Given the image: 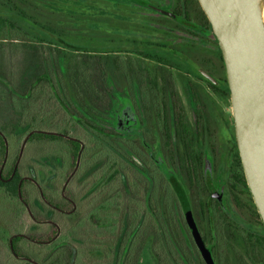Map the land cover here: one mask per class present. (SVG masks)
I'll return each instance as SVG.
<instances>
[{
    "label": "trees",
    "instance_id": "1",
    "mask_svg": "<svg viewBox=\"0 0 264 264\" xmlns=\"http://www.w3.org/2000/svg\"><path fill=\"white\" fill-rule=\"evenodd\" d=\"M63 1H56L60 3L59 11L61 9L57 15L52 11V7L57 5L55 0H0V170L4 178L14 172L9 182L0 180V189H6L9 195L12 233L23 230L26 219H29L27 233L34 238L13 239L12 249L8 240L3 239L0 251L8 258L16 259L13 254L21 257V249L30 244L31 248L37 245L44 247L45 262L42 264H112L121 224L124 229L127 219L132 225L140 211L130 209L126 218V211L118 207L121 173L133 189L134 177L141 174L132 168L131 158L123 157L125 154L118 147L116 130L104 129L106 132L99 141L101 148L92 158L97 165L92 177L96 181V193H99L97 202L102 209L85 210L87 201L81 200L78 201V209L70 215L51 211L44 206L36 185L24 178L34 175L36 179L38 172L42 171L45 174L42 184L60 189L81 149L73 137L82 138L80 132L86 135L83 127L91 130L100 128L92 121L95 114L90 118L87 108L66 100L62 81L66 77L72 78L70 91L75 96H83L88 107L96 110V117L98 112L104 111L113 118L117 112L113 104L116 87H124L131 94L137 76L172 75L173 69L200 75L189 63L186 51L195 47L196 36H203L198 31H212V27L198 0H175L171 11L176 18L171 20L178 21L181 26L177 28L191 36L184 38L182 48L178 49L164 42L123 39L116 32L120 23L112 19L106 20L101 30L89 32L91 29L87 30L84 14L75 13L69 1L62 4ZM127 1V4H133ZM44 11L49 12L43 14ZM218 52L223 65L219 47ZM21 99L32 101L39 113L30 118L20 114V109L14 107L13 102ZM49 118H52L51 122L46 121ZM28 135L24 152L16 164L21 144ZM7 141L8 155L4 162ZM87 148L88 145L82 150L81 162L73 179L76 200H80L89 188L84 176L88 163ZM50 170L56 173L55 177L52 178ZM19 185L26 206L19 197ZM71 187L66 188L67 195ZM48 198L58 208L71 210V205L60 195ZM122 212L125 218L121 220ZM31 216L38 220L56 221L60 226L59 233L49 224L37 230L38 225ZM157 220L159 224L155 231L160 239L156 243L159 241L160 248L159 253L155 252L163 263L167 233L160 212H157ZM176 234L180 235L179 228H176ZM55 235L58 236L53 239ZM218 241L224 253L221 264H264V251L263 256L259 252L258 256L249 257L246 239ZM176 242L177 250L172 253L177 263L182 264L179 255L181 239ZM30 264L39 263L34 261Z\"/></svg>",
    "mask_w": 264,
    "mask_h": 264
},
{
    "label": "flooded vegetation",
    "instance_id": "2",
    "mask_svg": "<svg viewBox=\"0 0 264 264\" xmlns=\"http://www.w3.org/2000/svg\"><path fill=\"white\" fill-rule=\"evenodd\" d=\"M205 32L198 31L209 41L212 60H206L207 66L202 64L199 66L215 81L201 74L173 69L172 75L135 77L131 94L121 87L130 100L128 102L131 105V113L129 117L124 116L125 121L120 122L118 130L116 129L117 143L122 154H125L123 157L131 158L132 168L141 174V178L134 177L133 189L122 175L123 172L121 173L122 186L119 189L118 207L121 211L123 209L126 211V218L130 209L140 210L142 213L136 218L137 225L133 226L130 232L132 236L127 237L125 244L116 251V264L123 253L130 257L129 261L126 259L125 264H131L132 248L138 244L140 232L153 231L154 235L156 225L159 224L157 212L163 216L167 234L164 237L166 239L164 262L161 263L159 260V263L155 261V264H179L172 253L174 249L177 250V239H181L182 249L179 255L182 264H207L189 227L180 196L182 193L215 264H221L224 258L219 239H246L249 257L258 256L259 252L263 256L264 224L260 215L257 216L259 213L246 181L238 149L224 61L222 65L218 52L219 45L213 31ZM120 105L119 110L122 113L125 108L123 100ZM83 129L86 132L84 140L81 137H73L79 142L81 149L73 169L67 173L60 189L48 184L43 185L45 174L42 171L38 172L36 179L34 175L24 177L36 185L44 206L51 211L70 215L78 209V201L81 200L87 201L85 210L91 211L102 207L97 202L99 193H96V181L92 177L97 165L92 158L101 148L99 141L106 131L105 127ZM27 137L29 138V135ZM27 137L21 144L16 164L24 152ZM87 145L88 163L84 176L88 180L89 188L80 200H76L73 179L81 162L82 150ZM7 151L8 146L6 155ZM3 167L4 164L2 169ZM13 175L14 172L4 178L0 170V180L4 183L9 182ZM50 175L53 178L56 173L50 170ZM69 185L72 187L67 195L66 188ZM0 192L2 198L8 201L7 190L0 189ZM51 195H60L71 205V210L58 208L48 198ZM23 204L25 205L24 202ZM3 207L0 205V213ZM125 217L122 212L121 220ZM31 218L38 225L37 230L49 224L54 226L58 233L60 231L59 224L54 220H38L33 216ZM125 221L127 224V219ZM0 225V241L7 239L9 247L10 241L16 238L34 239L28 235L27 226L12 233L10 225L1 222ZM122 227L121 224L118 239L124 232ZM176 228L180 229V235L176 234ZM57 236L55 235L53 239ZM152 252L156 255L154 246ZM13 255L17 260L34 262L26 256Z\"/></svg>",
    "mask_w": 264,
    "mask_h": 264
},
{
    "label": "water",
    "instance_id": "3",
    "mask_svg": "<svg viewBox=\"0 0 264 264\" xmlns=\"http://www.w3.org/2000/svg\"><path fill=\"white\" fill-rule=\"evenodd\" d=\"M130 1L163 16L176 18L172 11L149 2ZM198 2L211 24L221 50L238 149L248 187L264 224V0H198ZM189 63L201 75L215 81L194 61L189 59ZM18 194L22 200L20 185ZM180 196L198 249L207 264H215L210 250L197 230L185 195L182 193ZM10 243L12 249V240Z\"/></svg>",
    "mask_w": 264,
    "mask_h": 264
},
{
    "label": "rangeland",
    "instance_id": "4",
    "mask_svg": "<svg viewBox=\"0 0 264 264\" xmlns=\"http://www.w3.org/2000/svg\"><path fill=\"white\" fill-rule=\"evenodd\" d=\"M57 0H55L56 2ZM69 1V2H68ZM130 3H132L130 0H128ZM127 1V2H128ZM146 2H149L159 8L166 9L167 11H171L174 8L175 0H143ZM68 2L72 7L75 13L79 11L80 14H84L86 18V24H87V30L89 31V28L91 29L89 32H97L98 29L101 30V26H104L106 20L109 21L110 19L117 21L120 23V29L117 30V34H120V36L123 39L130 38L137 41H151V42H164L169 43L170 45L176 46L178 49L182 48V44L184 43V38L191 37L189 36L185 31H182L181 29H178L177 27L181 26L180 23L176 20H171L172 18L163 16L155 11H152L145 6L139 5V4H127L126 0H64L62 4H65ZM57 5L52 7V11H55L54 14L60 15L59 11V4L56 2ZM59 11V12H58ZM65 11V10H64ZM42 12L43 14L48 13ZM64 14V13H63ZM88 17V18H87ZM104 24V25H103ZM88 32V33H89ZM207 37V32H205ZM102 36V33L100 34ZM209 38V37H207ZM196 43H193L195 47H193L191 50H187L186 53L189 54V58L194 61L196 64H202L205 65L206 60L211 59L212 55L210 54L209 41L208 39H205L201 36H196L194 39ZM84 79L87 80V76H84ZM66 81V82H65ZM63 87L66 91V100L70 103H76L78 105H82L85 108H87V113L90 116V118L95 114L96 110H94L92 107H88L87 101L85 98L81 95H76L70 91L69 86H72V78L66 77L64 81H62ZM125 103V108L120 113L119 108L121 107V101ZM130 101L127 97L125 91H122V88L116 87V90L114 92V101L113 104L115 105L116 111L115 116L113 118L110 117V114H105L104 111L101 112V114L98 112L97 117L94 115V124L99 127H105V128H112L114 130H118V126L120 122H124V116L127 115L129 117L131 113V105L128 102ZM14 107L19 108L20 114H25L26 118H30L31 116L39 113L36 109V106L32 101H25L23 99L16 100L13 102ZM47 122H51L52 118L46 119ZM45 121V122H46ZM31 127V125H27ZM28 128V127H27ZM54 128H57L56 126ZM83 140L85 139L81 132ZM8 144V141L6 142ZM8 155V154H7ZM139 200V198L137 199ZM0 205L3 207L8 206L6 208H2L0 213V219L1 224H7L10 225V228H12L11 224L12 222V214L10 212V204L8 201H5L3 198H0ZM16 208V207H15ZM18 208H16V211ZM141 211H139L138 215H141ZM135 224L133 223L130 225V222L127 221L126 226H124V232L120 236V239L116 240V251L119 250L121 246L125 244V239L127 237L132 236V233L130 234L133 226L136 227L137 220L135 219ZM29 224V219H26V222L24 224V227ZM1 226V225H0ZM156 232V233H155ZM15 233V232H14ZM130 234V235H129ZM157 230L150 231V233H147V231L140 232L138 244L132 248L133 255H131V264H155V261L159 263V259L156 255H153L152 247L155 244V251H158L159 247V241L156 243L157 239H160V237L156 236ZM154 236V237H153ZM120 240V241H119ZM1 245V244H0ZM2 246V245H1ZM26 248H20L23 252L22 256H25L30 258L32 261H35L39 264H42L45 262L44 255L42 254V250H44L43 246H36L34 248H31V245H26ZM30 250V252H28ZM37 251L36 253L34 252ZM119 252V251H118ZM117 252L115 253V258L112 261V264H115V260H117ZM114 256V255H113ZM68 257V253L67 256ZM130 260V257L125 255L123 253V256H120V259L118 261V264H125L127 261ZM67 263H69V260L66 258ZM0 264H30L28 262H25L23 260H17V259H11L5 254H3L0 251ZM130 264V263H129Z\"/></svg>",
    "mask_w": 264,
    "mask_h": 264
}]
</instances>
